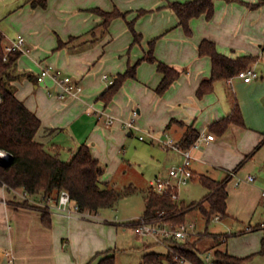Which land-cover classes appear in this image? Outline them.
Masks as SVG:
<instances>
[{"label":"crops","instance_id":"0c3cea01","mask_svg":"<svg viewBox=\"0 0 264 264\" xmlns=\"http://www.w3.org/2000/svg\"><path fill=\"white\" fill-rule=\"evenodd\" d=\"M188 1L48 0L45 8H34L32 0H24L9 6L8 13L0 3L4 49L21 35L29 50L19 59L16 71L23 76L13 82L15 92L42 122L37 140L61 159L66 154V162L88 144L95 159L108 167L112 162L118 164L120 144H126L136 132H152L159 139L168 134L178 144L192 129L199 138L213 134L214 140L203 141L194 151V179L185 193H191L198 183L203 186V176L219 182L229 179L227 217L214 220L224 224L222 231L207 234L199 243H210L208 255L217 250L242 258L254 255L248 264H264V255L260 254L264 239V70L252 83L241 79L233 84L220 81L212 92L198 96L202 81L211 78L213 69L211 59L199 55L203 40L214 42L219 52L229 57H258L252 68L260 69L264 62V6L250 7L260 0H217L214 17L193 19L189 36L179 26L175 12L167 7L169 3ZM97 8L127 13V20L144 12L136 18L141 43H134V35L122 17L115 19L108 31L103 30V17L91 11ZM71 38L74 40L59 47L61 39L68 42ZM155 39V58L179 70V79L159 95L163 75L157 63L143 61L136 78L128 79L106 104L102 96L110 86L104 76L119 78L149 53ZM44 66H53L80 81L83 95L68 100L51 97L49 90H57L52 80H37ZM236 102L244 124H232L223 134L210 131L211 125L232 112ZM108 115L117 119L111 127L106 125ZM129 121H135L139 131L127 130L124 125ZM150 140L153 146H161L159 140ZM154 149L164 153L170 166L182 162L183 156L176 150ZM104 175L102 183L110 185ZM159 177H168V172ZM182 202L188 205L185 199ZM41 204L40 198H30L22 190L11 191L0 184V264H88L95 254L117 247L111 230L106 235L109 228L94 221L97 215L68 217L52 206L48 223L43 219ZM193 222L198 228L197 221ZM249 227L254 229L250 231ZM197 233L203 234L199 230ZM224 234H231L225 243L220 240ZM144 245L146 252L166 253L154 247L157 244L153 240Z\"/></svg>","mask_w":264,"mask_h":264},{"label":"trees","instance_id":"16d2710c","mask_svg":"<svg viewBox=\"0 0 264 264\" xmlns=\"http://www.w3.org/2000/svg\"><path fill=\"white\" fill-rule=\"evenodd\" d=\"M217 0H190L188 2H173L167 7L172 9L179 19V26L184 29L187 35H192L191 21L205 15L211 20L215 14V4ZM227 2H240L241 0H225ZM48 0H32L34 8L47 6ZM246 5H249L245 3ZM264 6V0L250 7L258 9ZM104 19L102 27L108 30L110 24L117 18H126L127 13L119 10L105 12L101 9L91 10ZM141 12L139 16H142ZM134 35V43L142 41V35L135 28V22L129 23ZM59 41V47L63 48L69 42ZM5 35L0 31V149L11 154L9 162L0 163V184L8 187L11 191L22 190L30 198L57 199L62 190L70 192L72 200L79 206L80 212L98 215L103 209H113L120 201L138 192L135 186H129L124 190H117L114 186L104 184L101 181L105 173L101 162L94 158L91 147L83 144L75 153L71 161L66 162L58 154L49 151L44 143L37 140V135L42 127L40 118L33 113L25 103L20 100L15 92L13 82L23 75L18 74L16 69L19 59L23 55L21 51H14L5 60L4 49ZM157 39L151 41L149 53L146 54L136 65L130 66L128 70L119 76L109 89L103 94V101L108 104L122 88L124 83L131 78H136L138 66L143 61L157 63L158 71L163 75V79L157 89L159 95H163L180 77L181 72L175 67L157 61L154 56ZM199 55L209 57L212 61V76L202 81L198 90V96L204 95L214 90L215 84L220 81H228L235 78L240 72L252 68L259 58L255 56L229 57L222 54L217 49L214 42L203 40L199 46ZM244 124V118L239 104L236 102L232 112L224 119L210 126V131L223 134L230 125ZM199 134L193 129L186 139L180 144L184 149L190 148ZM203 186L209 190L208 195L199 203L187 205L184 202L177 203L170 196L157 194L152 187L142 191L145 199V212L143 217L153 224H167L173 228H178L187 223L188 215L193 210H198L203 219L209 225L216 216L221 219L227 217V201L229 193L227 185L229 179L225 181H215L209 177L201 178ZM105 187H103V185ZM30 204L29 200L25 201ZM43 209V208H42ZM44 221L48 219V209H43ZM48 221V220H47ZM49 223V221H48ZM129 222L127 225H130ZM249 227L248 230H253ZM202 234L195 240L190 237L186 242L172 241L174 252H146L141 258L140 264H181L180 258L193 264H210L202 258V253L198 249V243L207 235ZM199 235V234H198ZM231 234L220 236L224 243ZM117 251L108 249L95 254L88 264H118ZM264 255L263 247L260 252ZM3 253H0V261ZM177 255L180 258H177ZM254 255L249 257H237L228 252L217 250L214 253L212 264H248Z\"/></svg>","mask_w":264,"mask_h":264},{"label":"rangeland","instance_id":"374dc122","mask_svg":"<svg viewBox=\"0 0 264 264\" xmlns=\"http://www.w3.org/2000/svg\"><path fill=\"white\" fill-rule=\"evenodd\" d=\"M22 1L24 0H0V3H3V6L1 5V8L5 9V13H8L9 6L19 5ZM1 8L0 10H2ZM127 17L124 18V20H126L129 29V23L131 22H135L136 28V18L139 16H137L133 20H127ZM9 47L10 46H6V52ZM26 60L27 64L30 65L29 60ZM260 64L261 66L258 70L259 74H261L262 70H264V62H261ZM109 78L110 80H112L111 76H109ZM141 134L142 133L139 134L138 132H136V135L132 138H129L126 144H120L119 152L117 153L119 154L117 155L118 164L112 162L108 167V165H106L104 162H101L105 170L104 180L110 181L111 186H114L117 190L120 191L131 185L138 188L137 193L122 199L117 207L113 209H103L102 211H100V213L97 215L98 219L94 220L95 222H97V224H102V226L109 228L106 231V235H108L109 231L111 230V233H113L112 237L117 238V247H114L113 249L117 251L116 256L118 264L141 263V258L147 251L144 244L148 240L152 239L148 237L138 236L133 227L123 226L122 224H128L135 218L143 217L145 212V202L144 196L141 191L150 188L149 184L151 181L155 180L157 176L167 173L171 168L168 160H166L164 153L157 152L154 149L160 148L164 150V148L161 146H153V144L150 143L152 141L150 140L151 138L149 139V137L145 141H141L139 139V136ZM62 158L66 160L67 155L63 154ZM102 185L103 187H105L104 184ZM186 189L187 188L184 187L180 191V197L181 200L185 199L188 205L201 202L209 193V190L202 185H199V183L189 194L185 193ZM187 219L188 223L196 220L198 224L197 230H199L203 234H206L207 231L208 234L215 231L219 232L222 231L224 227L223 223H216L214 220L209 225H207V222L202 218L200 212L197 209L191 211ZM100 235L103 237L105 234H103V232L101 231ZM199 236L200 233H197L191 238L192 240H195ZM210 241L213 242L212 240ZM135 245L136 248H134ZM154 247H158L157 249H160L159 251H166L164 246L155 245ZM209 248L210 243L208 241L198 244V249L202 253V258L204 260H206V257L208 256Z\"/></svg>","mask_w":264,"mask_h":264},{"label":"built area","instance_id":"2783aa9c","mask_svg":"<svg viewBox=\"0 0 264 264\" xmlns=\"http://www.w3.org/2000/svg\"><path fill=\"white\" fill-rule=\"evenodd\" d=\"M18 50L23 53H28L29 51L26 47V40L21 35L13 41L7 52L5 51V60L8 59V55L10 53ZM262 50V55L264 58V47ZM259 77L260 74L254 67L240 72L235 78H231L227 82L229 84H233L235 79H241L243 82L248 84L258 80ZM48 79L52 80L57 88L56 92L49 90V95L51 97H55L60 100H68L79 98L84 93V86L80 81L74 79L72 76L66 75L64 72L56 69L53 66L42 67V70L37 77L39 83H45ZM104 79L108 82L109 86L114 83V80H110L107 75L104 76ZM1 103L2 96L0 95V104ZM116 122V118L109 115L107 116L106 125L108 127L115 125ZM124 127L129 131H139L135 121L125 122ZM148 137L154 140H159L161 146L164 149L176 150L183 156L181 163L171 166L168 171V177H159L152 182V188L157 194L170 196L175 202L180 203L182 201L180 197V191L189 185L194 179V171L192 168L193 161L196 158L194 151L201 147V143L203 141L214 140L215 136L211 134L207 137H200L188 149L182 148L180 144L176 143L175 140L168 134L164 139H159L152 132H145L139 136V139L141 141H145ZM10 160L11 154L0 149V163L9 162ZM250 180L253 181L254 177H250ZM52 206L68 217H75L77 214H84L80 212L79 206L73 202L71 194L67 190H62L57 199L49 198L42 200L41 208L49 209ZM219 220H221L220 216H216L215 221ZM130 222L132 223L128 226L133 227L138 236L151 238L157 245L164 246L167 252H174L172 241L186 242L190 237L197 234L196 222H187L176 229L167 224H153L146 221L144 217L137 218ZM213 257L214 255L209 254L206 257V261L212 264ZM177 258L180 257L177 255ZM186 262L188 261H186L184 258H180L181 264H185Z\"/></svg>","mask_w":264,"mask_h":264}]
</instances>
